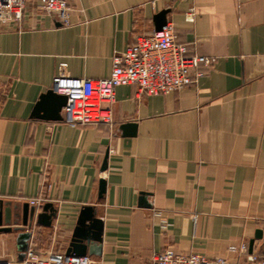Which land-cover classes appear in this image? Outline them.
<instances>
[{
	"label": "crops",
	"instance_id": "crops-1",
	"mask_svg": "<svg viewBox=\"0 0 264 264\" xmlns=\"http://www.w3.org/2000/svg\"><path fill=\"white\" fill-rule=\"evenodd\" d=\"M164 10L179 40L212 60L196 83L151 97L120 87L111 122L32 117L57 78H109L115 55L153 34ZM32 200L57 210L51 228L35 219L30 230L40 255L66 253L85 206L105 224L94 264H152L165 249L244 264L231 248L257 230L261 252L264 0H73L66 24L29 0L21 20L0 23V201ZM18 234H0L15 264Z\"/></svg>",
	"mask_w": 264,
	"mask_h": 264
},
{
	"label": "built area",
	"instance_id": "built-area-1",
	"mask_svg": "<svg viewBox=\"0 0 264 264\" xmlns=\"http://www.w3.org/2000/svg\"><path fill=\"white\" fill-rule=\"evenodd\" d=\"M73 0H38L40 7L61 24L68 23ZM29 0H0V23L19 21ZM186 20L194 23L196 11L191 8ZM114 65L109 78L76 79L57 78L53 90L66 96L67 105L62 110L63 122L71 127L99 124L112 121L111 106L116 101V91L120 87H136L142 96L166 95L181 91L196 83L204 76V71L212 65L208 57L192 53L188 45L179 40L171 23L159 32L149 36H139L135 42L114 57ZM30 206L40 209L41 201L32 200ZM244 264H264V249L249 253L247 243L232 247ZM0 264H15L0 261ZM18 264H94L92 256H66L61 252H47L40 255L32 247L24 261ZM152 264H237L227 259L208 260L198 254H181L173 249L155 253Z\"/></svg>",
	"mask_w": 264,
	"mask_h": 264
},
{
	"label": "water",
	"instance_id": "water-1",
	"mask_svg": "<svg viewBox=\"0 0 264 264\" xmlns=\"http://www.w3.org/2000/svg\"><path fill=\"white\" fill-rule=\"evenodd\" d=\"M170 11L164 10L155 16L156 32H159L167 25V15ZM67 97L58 95L53 89L43 94L37 103L33 118L63 121L62 110L67 105ZM122 129H135V126L126 124ZM135 131L130 136H134ZM108 155H106L103 171L107 167ZM106 193V182L101 180L99 188V198L102 199ZM140 206L150 208L147 202V194L142 193L140 197ZM17 212V213H15ZM96 208L85 206L81 209L77 225L73 230L69 245L66 249V256H101L103 234L105 224L102 219L97 218ZM21 221L15 218H20ZM57 216V210L50 203L42 207V212L36 215V208L25 204L22 208L12 206L11 203L0 201V234H9L19 232L17 237L18 261H24L26 253L30 248V241L33 233L30 231L36 219V225L39 227L51 228L53 221ZM263 232L257 230L254 239L250 241L249 253H253L256 240H261Z\"/></svg>",
	"mask_w": 264,
	"mask_h": 264
},
{
	"label": "rangeland",
	"instance_id": "rangeland-1",
	"mask_svg": "<svg viewBox=\"0 0 264 264\" xmlns=\"http://www.w3.org/2000/svg\"><path fill=\"white\" fill-rule=\"evenodd\" d=\"M8 245L0 242V261H10Z\"/></svg>",
	"mask_w": 264,
	"mask_h": 264
}]
</instances>
